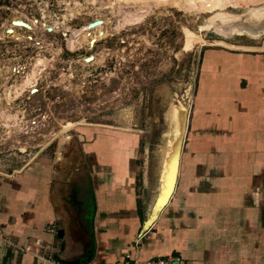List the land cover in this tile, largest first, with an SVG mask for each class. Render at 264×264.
I'll use <instances>...</instances> for the list:
<instances>
[{
	"label": "crops",
	"instance_id": "obj_1",
	"mask_svg": "<svg viewBox=\"0 0 264 264\" xmlns=\"http://www.w3.org/2000/svg\"><path fill=\"white\" fill-rule=\"evenodd\" d=\"M200 61L159 210L171 144L152 180L147 165L132 164L135 135L101 132L94 142L90 133L75 164L64 150L62 160L45 148L31 159L0 150V264H44L38 250L74 264L169 254L189 264H264V44L210 48Z\"/></svg>",
	"mask_w": 264,
	"mask_h": 264
},
{
	"label": "rangeland",
	"instance_id": "obj_2",
	"mask_svg": "<svg viewBox=\"0 0 264 264\" xmlns=\"http://www.w3.org/2000/svg\"><path fill=\"white\" fill-rule=\"evenodd\" d=\"M100 18L96 37L87 26ZM263 44L264 0H0V150H64L75 164L90 133L135 135L132 164L152 180L180 105L189 121L206 50Z\"/></svg>",
	"mask_w": 264,
	"mask_h": 264
},
{
	"label": "bare ground",
	"instance_id": "obj_3",
	"mask_svg": "<svg viewBox=\"0 0 264 264\" xmlns=\"http://www.w3.org/2000/svg\"><path fill=\"white\" fill-rule=\"evenodd\" d=\"M145 1H147L148 2V0H145ZM157 1V0H156ZM247 1H250V0H247ZM93 2H95V1H93ZM112 2V1H111ZM114 2H115V0H114ZM116 2H118V1H116ZM135 2V1H134ZM138 2V1H137ZM78 5V4H77ZM107 5V4H106ZM125 5H127V4H125ZM129 5V4H128ZM131 5V4H130ZM112 6V5H111ZM114 6H116V5H114ZM119 7V6H118ZM124 7V6H123ZM129 7V6H128ZM99 8V7H98ZM113 8V7H112ZM114 9V8H113ZM216 9H218V7H214L212 10H216ZM79 10V9H78ZM124 10H125V8H124ZM116 12V11H115ZM74 13V12H73ZM120 14V13H119ZM219 14V13H218ZM122 16V15H121ZM124 16H125V14H124ZM144 16V11H140V12H136V13H129L128 15H126V17L124 18V22L125 21H134V20H136V19H140V18H142ZM22 18V17H21ZM120 18V17H119ZM101 19V18H100ZM15 20H21V21H25V20H23V19H14L13 21H12V23H13V25H15V26H17V27H22V25H18V24H15L14 23V21ZM120 21V20H119ZM104 20H103V22L101 23V24H99V25H96V26H94V27H89V25L87 26V28L88 29H93L94 30V32L95 31H97L98 32V35L96 34V32H95V34H96V37H98V36H103L105 33H106V31H103L102 29L104 28ZM32 25H33V23H32ZM27 28H31V24L30 23H28V26H26ZM15 28H13V29H11L12 31H10V32H14L15 33V30H14ZM89 31V30H88ZM87 31V32H88ZM194 31V30H193ZM78 32V31H77ZM195 33H196V31H194ZM89 34H91V32H88ZM197 34V33H196ZM195 34V35H196ZM199 34V33H198ZM16 35V34H15ZM85 35V34H84ZM93 36V35H92ZM192 36H193V34H189L188 35V39H187V42L188 43H190L191 41H192ZM96 37H90L91 39H95ZM90 38H88L87 37V39H90ZM90 39V40H91ZM87 57V56H86ZM94 57V56H93ZM94 59V58H93ZM88 61V60H87ZM17 70V69H16ZM15 70V71H16ZM35 78V77H34ZM25 79V78H24ZM28 81V80H27ZM29 82V81H28ZM27 83V82H26ZM27 87H28V85H27ZM18 91H20V90H18ZM36 91V90H35ZM10 110V109H9ZM185 111H186V107H184V105L182 106V105H180L179 107H178V110H177V118H176V126H175V134H176V137H175V139H176V141H177V139H179L182 135H183V133H184V130H185V123H186V115H185ZM125 116V115H124ZM176 141L175 142H171V146H169V148H170V151L168 152V157L166 158V160H165V168H164V171H163V176H162V180H163V189H162V194H161V197H160V199H158V204L155 206V209L156 210H159L160 208H161V206L163 205V203H165V196H167L168 195V187L170 186V182H171V174H173V173H175L176 171H177V169H176V162H178V159H177V157H176V155H177V145H176ZM176 174V173H175ZM155 210V214L157 213V211ZM154 214V215H155Z\"/></svg>",
	"mask_w": 264,
	"mask_h": 264
},
{
	"label": "built area",
	"instance_id": "obj_4",
	"mask_svg": "<svg viewBox=\"0 0 264 264\" xmlns=\"http://www.w3.org/2000/svg\"><path fill=\"white\" fill-rule=\"evenodd\" d=\"M48 230L55 232L56 228L55 226H50L48 227ZM28 251H30L29 248H27ZM34 254L41 260L42 263L44 264H74V263H65L62 262L55 257H53L51 254L47 255L45 251L38 250L34 252ZM79 264V263H77ZM144 264H189L187 260L181 256V255H176V254H169L165 256H158L154 258H149L147 259Z\"/></svg>",
	"mask_w": 264,
	"mask_h": 264
},
{
	"label": "water",
	"instance_id": "obj_5",
	"mask_svg": "<svg viewBox=\"0 0 264 264\" xmlns=\"http://www.w3.org/2000/svg\"><path fill=\"white\" fill-rule=\"evenodd\" d=\"M103 22V20H101V19H98V20H95V21H92L90 24H89V27H94V26H96V25H99V24H101ZM14 23L15 24H18V25H22V26H28V23L27 22H25V21H21V20H15L14 21ZM10 31H12V30H10ZM93 59V56H90V57H88L87 58V60L89 61V60H92ZM185 125H186V123H185ZM185 131V130H184ZM183 136H184V133H183V135L179 138V139H177V141H176V139H174V141H176V145H177V153H179V151H180V148H181V144H182V140H183ZM176 157H177V159H178V154L176 155ZM177 165H178V162H176V167H177ZM171 182H170V186L168 187V192L170 193V191L172 190V185H173V183H174V181H175V173H173V174H171ZM169 193H168V195H169ZM166 199V198H165Z\"/></svg>",
	"mask_w": 264,
	"mask_h": 264
},
{
	"label": "flooded vegetation",
	"instance_id": "obj_6",
	"mask_svg": "<svg viewBox=\"0 0 264 264\" xmlns=\"http://www.w3.org/2000/svg\"><path fill=\"white\" fill-rule=\"evenodd\" d=\"M11 29H9V31H10Z\"/></svg>",
	"mask_w": 264,
	"mask_h": 264
}]
</instances>
